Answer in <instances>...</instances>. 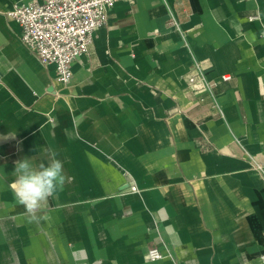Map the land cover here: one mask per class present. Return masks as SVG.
Masks as SVG:
<instances>
[{"label": "crops", "instance_id": "1", "mask_svg": "<svg viewBox=\"0 0 264 264\" xmlns=\"http://www.w3.org/2000/svg\"><path fill=\"white\" fill-rule=\"evenodd\" d=\"M30 1L0 0V264H264V0L119 1L66 85L7 15ZM53 152L31 220L14 165Z\"/></svg>", "mask_w": 264, "mask_h": 264}, {"label": "built area", "instance_id": "2", "mask_svg": "<svg viewBox=\"0 0 264 264\" xmlns=\"http://www.w3.org/2000/svg\"><path fill=\"white\" fill-rule=\"evenodd\" d=\"M119 1L122 0H32L14 4L7 15L20 26V39L25 47L41 63L53 64L56 80L66 85L71 78V63L87 53L94 30L106 22L107 11ZM167 24L180 34L186 46L178 22L171 17ZM195 63L203 80L200 65ZM229 78L221 76V80ZM188 81L193 83L195 79L190 77ZM130 192H136V187L131 186ZM162 256L156 246L148 249L149 260H159ZM260 259L264 263V254Z\"/></svg>", "mask_w": 264, "mask_h": 264}, {"label": "clouds", "instance_id": "3", "mask_svg": "<svg viewBox=\"0 0 264 264\" xmlns=\"http://www.w3.org/2000/svg\"><path fill=\"white\" fill-rule=\"evenodd\" d=\"M11 187L15 201L25 208L31 220L38 219L42 205L62 191L65 183L62 161L52 153L47 164H38L31 157L17 160Z\"/></svg>", "mask_w": 264, "mask_h": 264}]
</instances>
